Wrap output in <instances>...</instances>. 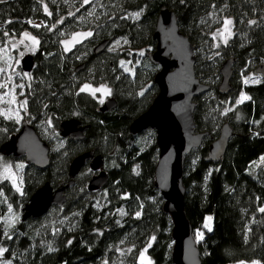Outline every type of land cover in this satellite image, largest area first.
<instances>
[{"label":"trees","instance_id":"trees-1","mask_svg":"<svg viewBox=\"0 0 264 264\" xmlns=\"http://www.w3.org/2000/svg\"><path fill=\"white\" fill-rule=\"evenodd\" d=\"M102 2L110 17L106 15L92 26L84 18L70 16L67 0H0V40L24 31L40 39L31 72L38 81V96L48 98L46 109L55 115L59 131L54 146L40 125L32 124L50 146L51 163L45 170L25 165L22 194L0 180V250H4L0 264H141L144 251L153 264H175L172 219L155 187L156 131L148 128L133 134L130 130L159 93L154 79L161 67L152 62L150 54L156 50L153 35L165 6L176 13L180 30L194 45L197 77L211 86L209 92L194 99L196 131L209 135L200 148L187 155L183 178L186 212L202 264H264V165L254 166L264 157V76L256 73L264 66V0ZM44 3L51 14L45 12ZM132 12L141 15L133 19L128 16ZM212 13L235 19L243 34L237 33L222 47V57L206 59L199 47L207 37L204 23ZM61 17H65L63 23L49 30ZM37 20L46 26L30 23ZM90 28L94 29L92 36L70 51L62 48L66 34ZM118 39L127 41L128 52L108 51ZM105 40L110 41L108 47L95 54V47ZM145 47L147 52L133 66L135 51ZM244 50L261 80L245 84L242 92L248 99L231 108L227 100L214 95L215 85L222 79L223 63L234 58L235 65V56ZM126 59L132 62L131 71L120 65ZM81 64L85 67L77 71ZM86 80L111 85L116 108L99 112L101 105L82 90ZM32 111L39 114L35 108ZM70 118L89 126L83 140L61 135L60 124ZM226 122L233 135L225 155L213 161L209 147ZM21 128L14 121H0V147ZM86 151L104 158L108 182L102 189H88L94 172L86 166L66 190L63 205L51 207L37 219L23 221L21 216L9 223L10 213L23 215V208L43 184L50 182L57 188L68 183L71 162ZM208 216H213L211 230L205 224ZM120 249L127 251L125 263L119 262L124 258Z\"/></svg>","mask_w":264,"mask_h":264},{"label":"water","instance_id":"water-1","mask_svg":"<svg viewBox=\"0 0 264 264\" xmlns=\"http://www.w3.org/2000/svg\"><path fill=\"white\" fill-rule=\"evenodd\" d=\"M157 42L156 50L150 59L161 67L155 76L159 93L151 106L131 124L133 134L152 128L157 134L159 159L155 170V187L164 199V210L173 223L174 241L172 259L175 264H202L201 251L194 237V229L188 219L185 205L186 188L184 186L185 160L194 149L200 148L209 132H197L195 128V98L211 90L196 75V57L194 45L179 27L176 13L163 7L159 13L153 35ZM110 44L105 40L98 44L95 54H101ZM234 58L227 59L221 69L222 76L219 92L228 94L233 90ZM35 66L34 56L26 55L22 60V69L31 72ZM81 64L77 71L82 70ZM256 73L264 76V66ZM117 106L115 98H110L99 107V112L112 111ZM89 126L82 125L76 118H70L60 124L63 137L83 140ZM233 128L230 123L223 124L219 137L209 147V157L213 161L225 155ZM50 146L42 140L35 127L25 122L21 130L10 137L0 147V153L8 157L24 158L27 165L45 170L50 166ZM89 166L95 172L88 189H102L108 182V173L104 169V158L86 151L73 159L69 168L70 180L57 188L46 182L31 196L22 210V220L37 219L45 215L51 207L61 206L66 200V190L75 184L76 177ZM3 237L0 229V241Z\"/></svg>","mask_w":264,"mask_h":264},{"label":"rangeland","instance_id":"rangeland-1","mask_svg":"<svg viewBox=\"0 0 264 264\" xmlns=\"http://www.w3.org/2000/svg\"><path fill=\"white\" fill-rule=\"evenodd\" d=\"M70 7V16H78V19H86L95 26L97 22L104 16H108L106 10L104 11V4L102 0H67ZM44 10L51 14L48 6L44 3ZM139 14V15H137ZM141 12H132L128 14L129 17L136 19L139 18ZM65 17H61L52 26L48 27L49 30L56 29L63 23ZM226 21H231L227 24ZM41 21H31L30 23L43 27L46 24ZM240 23L229 16H218L217 13L210 15L208 23H204L205 34L207 37L201 40L199 50L201 57L210 59L215 57H222L221 49L226 46L231 39L240 32ZM94 29L79 30L66 34L62 39V48L65 51H70L79 43L92 36ZM25 33L28 35L25 36ZM84 33H91L89 36H84ZM75 37V39H74ZM38 42V43H37ZM40 39L29 31H24L19 36L7 34L0 40V121H14L20 127L28 122L30 124L40 125L43 133L50 138L52 144L56 146V135L59 134L55 126L56 117L50 113L48 98L44 99V95L38 96L40 91L37 86L38 81L32 72H25L22 69V60L26 55L35 54L39 48ZM128 43L125 39L114 40L108 47L109 52L123 53L128 52ZM152 51V48H148ZM134 52V51H132ZM147 52V48H142L135 51L136 61H133V66L141 61V57ZM236 64L234 65L235 72L231 81L233 90L228 94L219 92V85L221 78L217 79L215 85L214 95L216 94L220 99L229 102L231 108L237 104L247 100L248 97L242 92V87L247 83H257L261 80V75L255 73V66L251 63L248 53L244 50L241 54L235 56ZM131 60H121L120 65L125 69L131 71ZM201 77V76H199ZM201 80V79H200ZM202 81V80H201ZM204 81V80H203ZM87 86V87H85ZM82 89L84 92L92 96L99 105L113 97V87L108 83L94 84L92 80L83 83ZM226 98V99H225ZM33 108L39 112L38 115L34 114ZM26 162L23 158L13 159L0 153V180L9 182L13 188L20 194L23 193V169ZM264 157L255 162L254 166H263ZM90 169L89 167H86ZM94 175V174H93ZM22 215L14 212L9 215V223H15L17 219H21ZM206 227L211 230L213 227V216H208L205 221ZM7 232V231H6ZM120 256L124 257L120 263H125V257L128 256L126 249L119 250ZM140 255L139 262L141 264H153L152 259L146 251ZM257 264V262L247 263Z\"/></svg>","mask_w":264,"mask_h":264},{"label":"snow or ice","instance_id":"snow-or-ice-1","mask_svg":"<svg viewBox=\"0 0 264 264\" xmlns=\"http://www.w3.org/2000/svg\"><path fill=\"white\" fill-rule=\"evenodd\" d=\"M85 2H87V0H85ZM137 15H139V14H137ZM226 23L227 24H231V21H226ZM254 23V22H253ZM28 34L27 33H25V36H27ZM84 36H89V35H91V33H84L83 34ZM74 39H75V37H74ZM38 43V42H37ZM0 87H2V85H0ZM85 87H87V86H85ZM83 90V89H82ZM261 211L262 212H264V208H262L261 209ZM4 250H0V253H2ZM142 256H143V253L141 254Z\"/></svg>","mask_w":264,"mask_h":264},{"label":"built area","instance_id":"built-area-1","mask_svg":"<svg viewBox=\"0 0 264 264\" xmlns=\"http://www.w3.org/2000/svg\"><path fill=\"white\" fill-rule=\"evenodd\" d=\"M43 23V22H42ZM241 264H244V263H241Z\"/></svg>","mask_w":264,"mask_h":264},{"label":"flooded vegetation","instance_id":"flooded-vegetation-1","mask_svg":"<svg viewBox=\"0 0 264 264\" xmlns=\"http://www.w3.org/2000/svg\"><path fill=\"white\" fill-rule=\"evenodd\" d=\"M94 174H95V172H94Z\"/></svg>","mask_w":264,"mask_h":264}]
</instances>
